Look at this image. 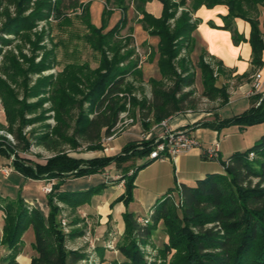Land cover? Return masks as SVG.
<instances>
[{
  "label": "trees",
  "instance_id": "1",
  "mask_svg": "<svg viewBox=\"0 0 264 264\" xmlns=\"http://www.w3.org/2000/svg\"><path fill=\"white\" fill-rule=\"evenodd\" d=\"M151 0H105L103 23L111 13L120 10L123 17L107 32L91 23L90 2L80 0H0V98L3 102L9 130L16 139L15 147L22 150L30 146V138L24 135V128L34 123L44 122V111L34 118H27L26 113H33L43 108L47 101L54 103L58 126L54 132L49 124L43 125V131L35 136L36 143L53 151L55 155L46 164H33L30 159L15 158V171L35 180H54L53 190L46 193L50 211L48 215L39 207H28L26 202L16 205L8 203L3 207L6 213V226L3 229L2 243L8 252L2 257L1 264H19L18 255L22 251L23 235L29 226L34 228L33 249L35 254L30 264H78L86 255L67 248V237L82 234L83 230L64 231L60 219V208L55 201L67 203L73 210L86 203L89 195L103 190L108 184L103 182L97 190L67 189L64 184L69 178H80L102 173L114 165L119 178L124 181L125 191L117 199L129 203L134 199L135 180L138 172L156 159H147L136 169L126 163L132 158L147 156L153 147L154 138L143 141L128 142L120 153L114 155L99 154L89 158L72 156L67 153V145L74 148L82 143L87 150H103L102 141L111 135L120 115L126 110L127 102L119 97L125 88L128 76H143L138 60L132 59L135 48L121 52L122 44L113 41L128 22V11L133 5L137 21L143 23L144 29L160 38L158 44V63L161 79L151 78L152 97L144 98L138 105L142 118H154L160 122L187 109L193 103L196 67L190 57L195 39L193 33L201 19L193 14L201 7L213 8L226 5L228 13L222 16L225 24L212 27L231 31L235 44H240L245 37L235 24V18L247 21L251 26L252 69L262 66L264 51V0H162L163 12L160 16L152 14L147 4ZM15 7V15L10 6ZM5 6V7H4ZM188 6V7H187ZM4 7L5 12L1 11ZM83 8V18L91 30L89 40L100 52V66L96 70L74 69L69 67L57 77L54 74L43 75L57 64L53 50L45 52L40 61L36 56L27 57L19 47L20 56L14 51L3 52L5 46L12 45L15 39L31 44L33 52L43 50L46 34L51 29L33 32L42 21L51 17L61 18L65 9L76 11ZM183 8L178 15L179 9ZM140 15V16H139ZM172 20L174 22H172ZM13 35L14 37H4ZM35 36V40H33ZM107 50L114 51L109 59ZM155 55L151 50L150 60ZM23 58V61L20 60ZM209 59V61H208ZM122 63H126L123 64ZM198 66L203 77V96L212 100L222 99L229 102L228 84L218 86L219 76H226L220 60L203 52ZM40 75L33 85L32 76ZM87 74L90 76L87 77ZM246 73L245 75H249ZM32 75V76H31ZM85 78V80H84ZM87 82L86 89H79ZM11 82L25 90V98L20 100ZM129 85V84H127ZM130 86L126 90L130 91ZM52 92L51 97L47 94ZM82 93L81 98L76 94ZM37 97V101L28 102ZM252 98L260 99L244 112L203 123L217 131L231 124L252 125L264 122V97L256 93ZM90 104L84 108V103ZM223 104V105H224ZM33 133V132H32ZM31 135H35L32 134ZM77 150V149H75ZM207 148L203 151L206 158ZM253 153V157H251ZM0 154L11 156L8 148L0 146ZM217 159V158H212ZM219 159V157H218ZM224 172L207 174L195 184L180 185L178 200L167 192L158 201L146 222L126 210L123 213L125 230L117 246L125 257L122 264H157L149 262L141 244L149 243L158 224L163 220L169 234V242L164 251L176 250L169 262L163 264H264V134L259 143L247 150H237L227 159L220 160ZM163 251V252H164ZM103 254L102 251H100ZM166 260V259H165Z\"/></svg>",
  "mask_w": 264,
  "mask_h": 264
},
{
  "label": "rangeland",
  "instance_id": "2",
  "mask_svg": "<svg viewBox=\"0 0 264 264\" xmlns=\"http://www.w3.org/2000/svg\"><path fill=\"white\" fill-rule=\"evenodd\" d=\"M103 3L100 2V0H92L90 2L91 23L97 28L103 29V32H107L123 17V13L120 10L113 11L107 20V24L104 25L103 10L105 7V2ZM188 3H190V0H188ZM4 7L1 8V11L3 12H5ZM147 8L155 16H160L163 12V2L162 0H151L147 4ZM182 10L183 8L179 9L178 15L182 12ZM10 12L15 15V7L13 5L10 6ZM128 18L129 19L126 26L118 35H115L113 41L118 42L119 45L122 44V53H125L129 49L135 48V54L133 55L132 59L138 60V67H140L144 65V63H150L151 48H153L152 46L155 47V54L159 55L157 46L159 44V41L157 42L155 36L153 38V35H150L144 29L143 23L137 21L138 16L136 11L134 10L133 5H131L128 11ZM3 22V19L0 20V27L2 26ZM172 22L174 21L172 20ZM48 29H51V34H46L44 41L41 42L42 45L46 46L43 50H38L35 53L33 52L34 50L32 49L30 43H25L21 41V39H15L12 45L5 46L3 48V52L6 53L7 51H14L18 56H20V47L22 49L23 54H25L27 57H33L34 54H38L36 56V62H38L40 61L42 55H45V52L53 50L57 58V64L52 69L44 71L43 75L54 74L55 77H57L60 73H62L65 69L69 67H74V69L79 70H85V72L98 69V67L100 66L101 55L100 52L93 46V44H91L89 40L91 30L88 28L87 22L83 18L82 7H78L76 11L72 8L65 9V13L61 18L55 19L51 17L49 21H42L39 23L38 27L33 30V32H40ZM134 33L137 37V42L142 45L137 44ZM4 37L10 38L14 36L4 35ZM32 39L35 40V36H33ZM156 42L158 44H156ZM149 43H152V46ZM106 52L109 59L114 56V51L107 50ZM202 54L203 50L201 48V45L199 43L195 44L190 54L192 62L196 67V78L194 85L195 91L193 96L191 97L193 103L189 104L187 109L183 111V113H199L204 111L208 112L221 108V113L225 117H230L244 112L245 109L250 105V102H252L253 104L260 103L261 100L257 98H252V100L241 98L237 102L235 100L234 102H232V104L227 105L224 104V101L222 99L212 100L208 97L203 96V77L201 69L197 65V62L200 60ZM20 60L23 61V58H20ZM123 64L126 63H122V65ZM145 70L146 76L143 75L141 78L135 75L128 76L126 85L124 86L125 89L118 94L123 101L127 102L126 110L123 111V113L120 115L119 121L117 123L118 125L116 124L117 126L115 128L113 127L114 129L112 128V138H110L109 140L107 139V141H102V146L104 147V149L87 150V144L84 143L79 145V147L77 148H74L71 145H67L65 147L68 154L81 158H89L99 154H107L106 148H110L111 150V145L117 147L116 153H120L121 149L118 147L123 145V143L125 142L126 138L124 136L130 134V140L132 139L131 141L140 142L144 139L143 135H146L151 132L156 137L157 134L162 132V128L160 126L161 121L158 122L152 117L143 119L142 114L138 108L139 103L144 98L150 99L152 97V85L150 83V80H148V76L155 74L156 66L155 64H151L149 66L147 65ZM88 76H90V74H87V77ZM38 78H40V75H33L31 85H33ZM86 84L87 82L85 81L82 84L78 85L79 89L85 90L88 85ZM11 86L16 91L19 99L23 100L25 98V90L23 89V85L21 87L20 85L11 82ZM127 86H130L132 89L130 91L126 90ZM51 94L52 92H49L47 96L51 97ZM76 96L77 98H81L82 93L76 94ZM37 99V97L29 98L28 102H35L37 101ZM53 106L54 103L52 101H47L43 105V108L39 109L38 111L33 113H26L27 118H34L39 115L42 111H44L46 120L44 122L28 125L24 128V135H26L27 137L29 136L30 138V146L28 147V149L22 150L18 147H15L16 139L13 133L9 130L10 125L7 120L3 102L0 98V146H2L3 148H8L11 152V156H6L4 154H0V156L6 158L10 165L13 166V160L15 158H20L22 160L30 159V163H33L34 165L46 164L47 161L55 155L53 151H50L46 149L43 145L36 143L35 140V136L43 131L44 124L50 125L52 133L58 126L57 113L56 110L53 109ZM89 107L90 104L88 102H85L84 108L87 109ZM209 116L205 115L204 119H207ZM170 120L171 119L169 117V122ZM31 133L35 135H31ZM263 134L264 122L244 126L240 124H231L229 126H225L221 132V137L219 138L220 143L223 147L221 159L227 160L235 151H243L253 147L257 143H259ZM108 142H112V144H108ZM110 152L113 153L112 151ZM147 159V156H143L141 158H132L126 164L129 167L133 166L132 168L136 169ZM221 159H212L206 157L202 161V168L204 167L203 169L210 168L221 170ZM153 168L147 169L145 175H142V177L144 176L145 179H148L153 173V171H151ZM115 171H117L116 167L109 166L105 169L104 172H108L109 174L113 175ZM1 172L2 171L0 170L1 206H5L8 203H13L16 205L19 201H24L26 202L28 207H39L42 209L45 215H48L50 211V205L48 204V196L43 191L44 184L42 182L35 181V179L28 177L18 171H12L10 176L3 175ZM118 173L120 174V172ZM119 174H117L115 178L110 177L108 181L115 183L116 181L114 180L119 178ZM93 180L94 181L91 180L90 182L87 177L72 178L66 183L65 187H68L69 189H77L79 187L92 186L94 185L95 181L98 182L96 179ZM174 184L175 186L169 191L172 193V198L178 200L180 194V183L175 182ZM117 185V188H125L124 181L121 182V184ZM144 185L145 184L139 185V188L136 192L137 196L135 202L130 201L127 204L124 201H119L121 202L119 208L124 212L126 210L131 211L133 209H139V213L143 215L139 217V221L141 223L146 222V217L144 216H149L151 214L150 209H153L154 205L156 204L155 201V203L152 206H149L148 208H145V206H143V203L141 202L142 197L140 196L144 195L148 191V188ZM106 189H108V192L105 195L107 197L112 192V189L108 186L105 187L103 190H97L95 192H92V194L93 196L99 195V193H102L104 190L107 191ZM166 193L167 192L161 194L157 198V202L160 201ZM55 203L60 208V219L65 232L69 233L71 231L83 230L82 234H73L72 236L68 235L66 243L67 248L77 250L86 255L85 259L80 261L78 264H122L126 260L117 246L122 236H120L119 234L117 235V233L115 234L113 229H105L99 232V223H93L91 219L86 217L83 220L77 216L76 212L78 208L75 211L66 207L61 201H55ZM5 215L6 213L4 208L0 207V264L2 257H4L8 252L5 244H3L1 241L3 236V229L6 226ZM117 221L119 224L118 226L122 229L124 227L125 229V226H123L125 221L122 213H118ZM105 232L108 233L106 234ZM98 237L102 244L98 247L99 250L96 245V239ZM34 238V228L31 225L23 235L24 242L22 245V251L25 254L27 253V255L35 253L32 244L34 242ZM168 242L169 234L167 233L165 222L161 220V222L158 224L157 229L154 231L149 243L146 245L141 244L142 249H144L147 254L149 262H157V264H163L165 261L169 262L176 250L164 251L165 245ZM100 251H102L103 254H101ZM22 262L25 261L22 260Z\"/></svg>",
  "mask_w": 264,
  "mask_h": 264
},
{
  "label": "crops",
  "instance_id": "3",
  "mask_svg": "<svg viewBox=\"0 0 264 264\" xmlns=\"http://www.w3.org/2000/svg\"><path fill=\"white\" fill-rule=\"evenodd\" d=\"M89 1L91 2L92 0H81V2H89ZM100 2L103 3L105 2V0H100ZM227 13H228V8L226 5H216L213 8H208L204 5L201 6L194 13L195 18L201 19V23L198 24L197 28L195 29L193 33V36L195 39V44L199 43L201 45L203 52H207L208 55L213 56L216 59L220 60L221 64L223 65L228 77H226L225 75L219 76L217 80V85L222 86V85L228 84L229 102L227 103V105H229V104H232V102H234L235 100L237 102L241 98L252 100V96L251 97L247 96V92L252 88L254 75L257 72H261L262 74V88L257 93H261L264 95V51L262 55V60H263L262 66L258 67L255 70V72H250L253 67L251 63L252 47L248 41V39L250 38V33H251L250 24L241 18H235V24H236L238 31L242 33L245 37V40L242 41L240 44H235L233 42L231 31L227 29H223V28L212 27L209 24V22L212 21L214 22L216 26H223L225 22L222 16L227 15ZM135 38L137 42L136 35H135ZM155 39L157 40V42L160 40L158 36H155ZM157 42L156 44H158ZM137 44L142 45L138 42ZM150 45L152 46V43ZM152 47L153 48H151V50L154 49L155 51V47L154 46ZM158 58H159V55L155 54L153 59L150 61V63L148 64L144 63V65L141 66L143 75L146 76L145 69L147 65L149 66L151 64L152 65L155 64L156 72L153 75H149L148 80H150L151 78H155V79L162 78V74L160 71L159 63H158ZM246 73H250V74L246 76L245 75ZM202 89H203L202 90L203 92L204 87H202ZM252 105L253 103L250 102V105L246 109L250 108ZM205 115H208V116L210 115V116L207 119H204ZM216 118L217 119L225 118V116L221 113V108L214 110V111H208V112L204 111V112H199V113L179 112L173 116H170L171 120L169 123L173 128L189 129L190 132L197 138L200 145L192 148L191 150L187 152L181 153L178 156L171 158L169 160H164V161L156 160L150 165L146 166L145 167L146 169L145 168L141 169L138 172L136 180H135V190H134L135 199L133 200L134 202L136 200V196H137L136 192H137V189L139 188V185L145 184L144 186L148 188L147 193L140 196L142 197L141 202L143 203V206H145V208L146 207L148 208L149 206H152L155 203V201L157 203V198L161 194H163L164 192H168L170 189H172L175 186L174 184L175 182L180 183V185L182 183L193 185L198 179L204 178L209 173L224 172L223 166L221 170H218V169H210V168L203 169L204 167L202 168V165H201L204 159L203 157L204 149L212 147L217 142L219 144V158L221 159V156H222L223 147L220 143L219 138L221 137V132L223 129L220 131H217L209 126L203 125V123L212 122ZM124 137L126 138L125 142L123 143V145L118 147L121 150L128 142L132 140V139L130 140V137H131L130 134ZM108 144H112V142H108ZM106 150H107V155L117 154L116 153L117 147L114 145H111V150L110 148H106ZM110 151H112L113 153H111ZM0 164H1L0 170L2 171L1 173L3 175H6L3 172V168L5 166L10 165L8 160L0 156ZM111 167H115V166L112 165ZM150 168H153L151 170L153 171V173L148 179H145L144 176L142 177V175H145L147 169H150ZM210 170H213V171H210ZM13 171H15V169ZM11 173L6 176H10ZM107 173L102 172V173H97L91 176H86L90 180V182L91 180L94 181L93 179H96L99 183L95 181L94 185L92 186L79 187L77 189L85 191L90 188L93 189V187L96 188L98 187L99 184L103 182L109 183L108 179L110 177L115 178L116 175L119 174L118 171H115L113 175L109 173L107 174ZM71 179L72 178L67 179L66 183L70 181ZM35 181L42 182L44 185L49 182L48 180H35ZM121 182L117 181L114 184L113 183L108 184V187L112 189V192L107 197L105 195L107 194L108 189H106L107 191L104 190L102 193H99V195H95V196L89 195L86 203L78 207V210L76 212L77 216L83 220L86 217V218L91 219L93 223H96V224L99 223L98 224L100 226L99 232L105 229H108V230L113 229L115 234L117 233V235L119 234L120 236H122L125 229L124 227L123 229L120 228L118 226L119 224L117 221L118 213H122V214L124 213V211L120 210L119 208V206L121 205V202L117 201V199L125 191V188L124 189L117 188L118 186L117 184H121ZM66 183L64 184V188H66L65 187ZM73 189H76V188H71V190ZM62 203L66 207L72 209V207H70L67 203L65 202H62ZM138 210L133 209L131 211L134 212L137 215V217L143 216L139 213ZM152 210L153 209L151 208L150 212H152ZM123 226H125V223L123 224ZM108 232H105V233L107 234ZM96 241H97L96 245L98 248L99 246L102 245L99 237L96 239ZM34 254L35 253H31L27 255V253L25 254L22 251L17 257L18 262L20 264H23V263L30 264L31 257ZM22 260L25 262H22Z\"/></svg>",
  "mask_w": 264,
  "mask_h": 264
},
{
  "label": "built area",
  "instance_id": "4",
  "mask_svg": "<svg viewBox=\"0 0 264 264\" xmlns=\"http://www.w3.org/2000/svg\"><path fill=\"white\" fill-rule=\"evenodd\" d=\"M261 88H262V74L261 72H257L254 75L252 88L247 92V96L251 97L255 95ZM160 126L162 128V132L157 134L156 137L151 132L146 135H143L144 138V139L142 138L143 140H148L152 137H155L152 150L147 155L149 159H156L162 161L169 160L171 158L178 156L181 153L187 152L192 148L200 145L197 138L190 132L189 129L172 128L169 125V118L162 120L160 122ZM110 138H112V134L105 137L104 141H107V139L109 140ZM206 154L208 158H218L219 157L218 142L214 144L212 147L207 148ZM253 155L254 154L251 153V157H253ZM13 170L14 167L12 165L5 166L3 168V172L6 175H9ZM53 185H54V180H51L48 183H46L43 186L44 193H51L53 190Z\"/></svg>",
  "mask_w": 264,
  "mask_h": 264
}]
</instances>
